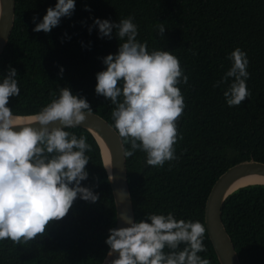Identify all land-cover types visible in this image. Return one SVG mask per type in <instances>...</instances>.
<instances>
[{
	"label": "trees",
	"instance_id": "obj_1",
	"mask_svg": "<svg viewBox=\"0 0 264 264\" xmlns=\"http://www.w3.org/2000/svg\"><path fill=\"white\" fill-rule=\"evenodd\" d=\"M56 3L16 0L15 25L0 56V82L9 68L16 69L20 95L10 97L7 107L15 115L37 114L67 87L114 125L111 113L116 106L96 94V74L106 70L103 58L117 54L124 41L116 29L111 39L101 38L94 20L115 24L131 16L136 39L146 42L150 52H172L188 77L187 84L177 85L185 103L174 145L177 159L153 167L143 164L145 153L140 150L126 157L135 222L148 214L172 212L178 220L205 226V200L218 176L243 160L264 162V0H75L72 15L62 17L50 32L33 31V17L41 22ZM159 23L166 28L163 36L158 35ZM236 48L247 54L251 95L229 107L224 92L234 78L214 85L232 66L228 57ZM64 130L86 137L91 146L85 153L88 178L81 186L99 199L92 203L78 197L68 214L50 222L34 241H0V264H101L107 254L105 241L116 218L99 147L81 126ZM222 220L240 263L264 264V185L230 194ZM203 243L207 250L198 255L219 264L207 230Z\"/></svg>",
	"mask_w": 264,
	"mask_h": 264
},
{
	"label": "clouds",
	"instance_id": "obj_2",
	"mask_svg": "<svg viewBox=\"0 0 264 264\" xmlns=\"http://www.w3.org/2000/svg\"><path fill=\"white\" fill-rule=\"evenodd\" d=\"M74 9L75 0H57L41 22L36 23L33 17V31L50 32ZM94 24L101 38L111 39L116 29V36L124 41L117 54L103 58L106 70L96 74L95 88L97 95L116 106L111 113L114 130L122 144H130L124 157L140 150L146 154L147 165L153 167L177 159L176 122L185 108L177 85L188 82L178 58L169 51L150 52L146 42L136 39L137 25L131 16L115 24L97 18ZM157 28L158 35L163 36L164 24ZM228 59L232 66L214 86L234 78L224 97L229 107L239 106L251 95L246 85L249 61L240 48ZM16 78V69L9 68L0 82V241L19 245L43 236L50 222L63 219L78 197L95 203L99 196L81 186L88 178L89 157L85 153L91 146L86 137L77 138L64 130L79 126L86 114L91 115L88 101L67 87L60 88L58 97L28 118L31 123L21 125L7 107L10 97L20 95ZM57 122L59 126L49 127ZM37 124L39 127L34 126ZM106 170L111 181V169ZM119 218L129 226L109 229L107 256L118 253L111 264H210L198 255L207 250L203 243L206 229L201 222L178 220L172 212L148 214L139 222L126 214ZM181 244L185 245L182 249Z\"/></svg>",
	"mask_w": 264,
	"mask_h": 264
},
{
	"label": "water",
	"instance_id": "obj_3",
	"mask_svg": "<svg viewBox=\"0 0 264 264\" xmlns=\"http://www.w3.org/2000/svg\"><path fill=\"white\" fill-rule=\"evenodd\" d=\"M15 16L16 0H0V56L10 39L15 25ZM32 115L16 116L30 117ZM180 118L176 122L177 128ZM29 123H31L29 119L20 121L21 125ZM34 126L39 127L38 124ZM53 126H59L58 122L49 127ZM79 126L85 128L96 140L107 178L109 171L106 169H111L113 179L108 181L115 206V228L127 227L129 225L119 218L120 214L128 215L134 222L135 215L127 179L126 157L123 155L124 144H122L113 125L93 111L91 115L86 114L85 121ZM14 130H18V128ZM145 156L146 154L142 159L144 165H146ZM251 177L264 180V162L249 159L228 167L215 180L205 200L204 223L219 264H241L232 239L222 220V206L226 198L237 189L254 184L264 185V182L240 184ZM109 251L110 249L107 253ZM117 257L118 253H114L111 257L106 254L101 264H111V260Z\"/></svg>",
	"mask_w": 264,
	"mask_h": 264
},
{
	"label": "bare ground",
	"instance_id": "obj_4",
	"mask_svg": "<svg viewBox=\"0 0 264 264\" xmlns=\"http://www.w3.org/2000/svg\"><path fill=\"white\" fill-rule=\"evenodd\" d=\"M18 118L21 121V120H27L29 117H18ZM252 182H264V180L263 179H258V178H255V177H251V178L247 179L246 181H244V182H242L240 184L252 183Z\"/></svg>",
	"mask_w": 264,
	"mask_h": 264
}]
</instances>
